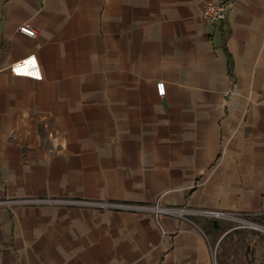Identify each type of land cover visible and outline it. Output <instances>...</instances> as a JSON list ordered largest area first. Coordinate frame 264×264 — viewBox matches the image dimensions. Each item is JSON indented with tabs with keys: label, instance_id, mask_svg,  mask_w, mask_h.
Masks as SVG:
<instances>
[{
	"label": "crops",
	"instance_id": "1",
	"mask_svg": "<svg viewBox=\"0 0 264 264\" xmlns=\"http://www.w3.org/2000/svg\"><path fill=\"white\" fill-rule=\"evenodd\" d=\"M207 1L0 0V264H264V0Z\"/></svg>",
	"mask_w": 264,
	"mask_h": 264
},
{
	"label": "built area",
	"instance_id": "2",
	"mask_svg": "<svg viewBox=\"0 0 264 264\" xmlns=\"http://www.w3.org/2000/svg\"><path fill=\"white\" fill-rule=\"evenodd\" d=\"M234 0H210L207 1L203 8V14L212 23H217L226 19V16L232 7ZM20 31L31 36L36 37L37 30L27 24L20 26ZM12 73L18 76L31 77L35 79H41L42 74L40 72L39 64L35 55H30L23 59H20L12 63L10 67ZM157 91L159 95L166 93L165 83L160 81L157 83ZM35 199H13L0 201L2 203H30ZM78 204H93L99 205L102 203L90 202V201H73ZM114 208L129 209V210H143V211H154L157 214H173L180 216L184 213V210L178 207L160 206V205H137V204H122V203H105Z\"/></svg>",
	"mask_w": 264,
	"mask_h": 264
},
{
	"label": "rangeland",
	"instance_id": "3",
	"mask_svg": "<svg viewBox=\"0 0 264 264\" xmlns=\"http://www.w3.org/2000/svg\"><path fill=\"white\" fill-rule=\"evenodd\" d=\"M233 216H234V218H237L238 220H241V221H247V222L252 221L251 219L244 218L243 217L244 215H241V214H235ZM227 221H230V220H227Z\"/></svg>",
	"mask_w": 264,
	"mask_h": 264
}]
</instances>
